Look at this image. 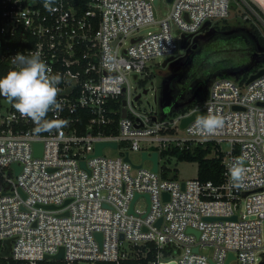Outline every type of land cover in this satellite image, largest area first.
I'll list each match as a JSON object with an SVG mask.
<instances>
[{
  "label": "built area",
  "instance_id": "built-area-1",
  "mask_svg": "<svg viewBox=\"0 0 264 264\" xmlns=\"http://www.w3.org/2000/svg\"><path fill=\"white\" fill-rule=\"evenodd\" d=\"M152 1L91 0L81 9L76 0H0V61L8 72L18 53L39 51L52 74L63 76L61 109L46 118L56 126L46 130L0 96L8 103L0 113V242L11 241L16 264H37L61 247L65 264H125L152 247L155 257L146 264L264 260V75L249 83L250 76L215 78L202 106L171 119L142 111L132 97V75L150 76L149 62L175 56L182 35H198L231 11V0H167L171 10L161 29L139 36L158 22ZM201 109L222 117L223 126L202 135L191 134L194 121L182 129V119ZM101 142L116 146L107 144L98 155ZM36 143L43 144L42 156L35 155ZM209 143L223 153L222 183L171 176L172 148ZM107 147L122 155L108 156ZM135 151L148 153L142 159L149 169L133 163ZM237 158L246 167L241 189L227 176ZM141 199L148 202L144 210L137 208Z\"/></svg>",
  "mask_w": 264,
  "mask_h": 264
},
{
  "label": "rangeland",
  "instance_id": "rangeland-1",
  "mask_svg": "<svg viewBox=\"0 0 264 264\" xmlns=\"http://www.w3.org/2000/svg\"><path fill=\"white\" fill-rule=\"evenodd\" d=\"M261 4L257 0H231V11L226 21H216L207 31L198 34L188 49L181 48L176 53L175 56H177V58L170 62L169 65L166 67L163 66L164 61L169 57L161 56L149 62L150 76L141 74L136 76L133 74L130 79L132 97L135 99L141 95L139 100L136 101L137 107L142 111H151L154 109L155 115H157L159 119H171L175 113L179 114L183 112V108L188 106L191 99H180L175 104L172 102L179 92V83L177 79L187 66L195 43L199 46L212 39L214 36L232 34L241 39H248L256 44L258 52L262 54L256 57V61L261 57L264 58V48L261 46L260 39H258L255 34V31L258 30L264 37V0H262ZM152 5L155 19L158 22L150 26L142 27L138 33L139 36L147 35L149 32L159 31L161 29L159 22L168 17L170 13L171 4L168 3L167 0H153ZM256 7H258V9ZM227 25L230 26V28L225 30L224 27ZM174 32L177 33L175 26ZM239 77L240 75L234 74L231 78L236 81L239 80ZM145 90H147V93H145ZM7 105L8 103L6 100L1 101L0 113H6ZM224 147H227V145H224ZM122 152L121 148L112 149L107 147L105 149V154L114 158L121 156ZM131 158L133 163H143L144 168L149 169L151 167L150 161L147 160L143 162V157L140 152H131ZM166 165L171 171V176L177 174V178L180 180L192 179L198 176L197 162L183 161L175 156L168 159ZM147 207L148 202L146 199L138 201V209L144 210ZM208 253L212 256L214 250L210 249Z\"/></svg>",
  "mask_w": 264,
  "mask_h": 264
},
{
  "label": "trees",
  "instance_id": "trees-1",
  "mask_svg": "<svg viewBox=\"0 0 264 264\" xmlns=\"http://www.w3.org/2000/svg\"><path fill=\"white\" fill-rule=\"evenodd\" d=\"M90 1L76 0V4L81 9H86ZM257 1L260 4L262 3V0ZM256 8L258 9V7ZM224 20L226 21V19ZM229 28L230 26L228 25L224 27L225 30ZM255 34L264 48V37L258 30L255 31ZM260 55L262 54L258 52L256 44L248 39H241L232 34L214 36L207 42L200 44L197 49L192 50L187 66L177 79L179 92L172 103L175 104L180 99H191L188 106L183 108V112L202 106L208 96L210 84L215 78H231L234 74H238L247 80L249 76L264 67V58L261 57L256 61V57ZM7 73L8 63L0 61V76H4ZM217 150L213 143H209L208 145H199L193 148L184 147L181 149L174 147L170 152L180 160L197 162V178L199 180L220 184L223 181L224 172L223 153ZM164 176L168 178L167 173ZM176 176L177 174L173 175V178ZM141 249L142 251H147L144 246ZM3 251L4 245L0 242V264H16V261L10 256H4ZM155 254L156 249L152 247L146 256L141 254L139 258L124 259L122 262L125 264H146L149 260L154 259ZM37 264H65V262L63 260L44 259L38 261ZM98 264L114 263L98 262Z\"/></svg>",
  "mask_w": 264,
  "mask_h": 264
},
{
  "label": "clouds",
  "instance_id": "clouds-1",
  "mask_svg": "<svg viewBox=\"0 0 264 264\" xmlns=\"http://www.w3.org/2000/svg\"><path fill=\"white\" fill-rule=\"evenodd\" d=\"M48 7V4H45ZM15 67L6 75L0 76V96L6 98L21 116L30 118L38 130H46L54 125L46 121L50 111L60 110L57 100L59 85L63 80L61 73L52 70L35 51L27 55L18 53L12 60ZM223 118L213 114L197 115L190 132L193 135L213 133L223 126ZM246 167L243 158H237L229 167L227 176L236 189L245 187Z\"/></svg>",
  "mask_w": 264,
  "mask_h": 264
},
{
  "label": "water",
  "instance_id": "water-1",
  "mask_svg": "<svg viewBox=\"0 0 264 264\" xmlns=\"http://www.w3.org/2000/svg\"><path fill=\"white\" fill-rule=\"evenodd\" d=\"M170 3L173 1V0H168ZM212 26V22L211 21H208L202 28L201 30V33H203L204 31H207L209 29V27ZM197 35L196 34H184L182 35V48L183 49H188V47L191 45V43L193 42V40L195 39ZM198 47V44H194L193 45V49H197ZM177 58V56H171L169 57L168 59H166L163 63V66L166 67L170 62L174 61L175 59ZM177 71V69H176ZM264 75V67L261 68L258 72L256 73H253L249 79H248V83L251 82L252 80L256 79V78H259L261 76ZM145 93H147V90H145ZM141 97V95H139L138 97H136V99H139ZM125 104V102H124ZM259 105H264V103H259ZM205 113V110L204 109H201V110H197V111H194L193 113H191L190 115L184 117L182 119V122H181V128L182 129H185L192 121H194L196 119V116L197 115H203ZM123 116L125 117L126 116V109L124 110V113H123ZM107 144H111L113 146H116V142H101V143H98L97 144V150H96V153L98 155H100L102 153V150H103V147L106 146ZM35 147H36V152H35V155L36 156H42V153H43V144L42 143H36L35 144ZM143 158L144 159H147L149 158L148 156V153L147 152H143ZM150 159L152 160L153 162V167H152V170L154 172H157L159 170V153L158 152H153V154L151 155ZM127 160H129V158H127ZM13 166L17 169V171L19 172L21 170V167H19L17 164H13ZM82 166L85 167V162H82ZM140 196L139 193H136L135 194V197L131 203V208H130V213H135L134 211V204L137 200V198ZM164 196L168 199L169 198V194L168 193H165ZM146 198L147 200H149V195L147 194L146 195ZM48 208H55L54 206H50ZM208 219H211V218H208ZM233 220H236L237 219V216H233L232 217ZM162 222V220H160L158 222V225H160ZM197 235H199V233L197 232L196 233ZM96 237L99 238L100 242L102 240V234L101 233H97L96 234ZM123 238V236H122ZM10 250H11V241L8 240L4 243V251H3V255L4 256H10ZM196 251L198 250L197 248L195 249ZM230 257H233V255L231 254ZM65 258V250L63 247L60 248L59 252L55 255H47L46 256V259H55V260H64ZM168 264H176V262H172V263H168ZM261 264H264V260L261 262Z\"/></svg>",
  "mask_w": 264,
  "mask_h": 264
},
{
  "label": "flooded vegetation",
  "instance_id": "flooded-vegetation-1",
  "mask_svg": "<svg viewBox=\"0 0 264 264\" xmlns=\"http://www.w3.org/2000/svg\"><path fill=\"white\" fill-rule=\"evenodd\" d=\"M169 64H170V63H169ZM169 64H168V65H169Z\"/></svg>",
  "mask_w": 264,
  "mask_h": 264
}]
</instances>
